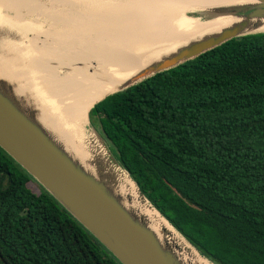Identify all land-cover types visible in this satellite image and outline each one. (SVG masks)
I'll use <instances>...</instances> for the list:
<instances>
[{
	"label": "trees",
	"instance_id": "16d2710c",
	"mask_svg": "<svg viewBox=\"0 0 264 264\" xmlns=\"http://www.w3.org/2000/svg\"><path fill=\"white\" fill-rule=\"evenodd\" d=\"M144 70L96 99L85 119ZM65 100L68 110L79 107ZM89 123L202 256L264 264V33L107 96ZM0 264L119 263L0 148Z\"/></svg>",
	"mask_w": 264,
	"mask_h": 264
},
{
	"label": "bare ground",
	"instance_id": "6f19581e",
	"mask_svg": "<svg viewBox=\"0 0 264 264\" xmlns=\"http://www.w3.org/2000/svg\"><path fill=\"white\" fill-rule=\"evenodd\" d=\"M169 1L173 0H0L2 28L4 25H20L30 32L26 38L21 37L12 43L11 37L2 40L7 30H0V79L11 84L14 95L24 100L26 111L34 113L36 121L86 172L111 180L115 188L113 192L121 199L122 205L142 218L160 241L174 247L184 264H209L190 250L142 199L128 175L111 164L105 143L83 115L96 99L119 83L192 42L216 36L223 29L243 22L248 24L245 31H264V19L246 20L218 12L252 5L254 0H181L186 5L182 8L152 14L128 12L133 7ZM193 14L199 16L193 17ZM25 19L31 20L24 22ZM6 34L13 36L9 31ZM121 67L125 68L98 83ZM88 77L87 82L80 83ZM99 84L85 105H74L61 112L48 95V88L64 87L68 98L82 97ZM41 96L44 104L37 99ZM36 100L51 113L47 111L48 114ZM74 102L79 104V101ZM69 111L77 113L74 117L81 119L93 139L91 150L95 157L70 129L76 124ZM67 112L71 115L69 122L62 118Z\"/></svg>",
	"mask_w": 264,
	"mask_h": 264
},
{
	"label": "water",
	"instance_id": "95a60500",
	"mask_svg": "<svg viewBox=\"0 0 264 264\" xmlns=\"http://www.w3.org/2000/svg\"><path fill=\"white\" fill-rule=\"evenodd\" d=\"M254 2L255 4L252 5L218 12L244 17L246 20L264 19V0H254ZM247 27V22H243L223 29L216 36L192 42L150 66L132 81L107 96L124 91L155 74L192 60L229 40L264 33V31H245ZM22 101L24 100H19L14 95L11 84L0 79V148L51 195L119 264H184L174 247L160 241L142 218L122 205L121 199L113 192L115 188L111 180L102 176L94 177L86 172L36 121L34 113L26 111L27 106ZM108 151L111 164L117 165L132 180L109 149ZM132 182L142 199L169 224L183 243L207 263L214 264L202 256L149 203L133 180Z\"/></svg>",
	"mask_w": 264,
	"mask_h": 264
},
{
	"label": "rangeland",
	"instance_id": "374dc122",
	"mask_svg": "<svg viewBox=\"0 0 264 264\" xmlns=\"http://www.w3.org/2000/svg\"><path fill=\"white\" fill-rule=\"evenodd\" d=\"M180 2L181 0H173V1H169V2H164V3H168L167 6H168V9L167 10H170L172 8H180L179 5H180ZM163 2L162 3H155L153 5H150V6H144V7H141V8H135L133 7V9H129L128 12L130 13H134V14H152V13H156L160 10H163V9H160L158 10V6H165ZM4 11V10H3ZM1 9H0V13H1ZM6 13V12H4ZM7 14V13H6ZM9 17L13 16L11 14L8 15ZM175 16V15H174ZM199 15L197 14H193V17H197ZM177 17V16H176ZM203 18H205V16H202ZM22 18V16L20 17ZM7 20H10V19H7ZM31 19H25L23 20L24 22H28L30 21ZM6 23H9V22H6ZM177 22H176V26H177ZM24 26H20V25H17L16 27H11L10 25H4V27L2 28V25H0V30L3 31L2 29H5L7 31H9L11 33V35L13 36H9L7 33V31H4L6 32L5 34H3L5 36V38H0V40H4V41H7L8 38H12V40H10V42H17L15 41L16 39L17 40H20L21 37H24L26 38L27 35H29L30 32H28L27 29L23 28ZM24 35V36H23ZM9 36V37H8ZM1 42V41H0ZM142 57V56H140ZM148 59L146 60H143L141 61L142 63L145 61H147ZM64 76L66 75V73L63 74ZM89 80V77L83 81V82H80V83H85ZM64 88V87H62ZM62 88H48V95L50 97V99L56 103L58 105V108L61 111H64V109H67L66 108V105H65V99H67L68 97L66 96L65 92L63 91ZM50 89V90H49ZM35 95V94H34ZM38 100H40L43 104H44V100H43V97H37ZM68 99H71V100H78L79 101V107L85 105L87 99H88V93H86L85 95H83L82 97H79V96H76L74 98H68ZM37 101V100H36ZM38 103V101H37ZM39 104V103H38ZM40 105V104H39ZM33 106V105H32ZM40 107H42L43 109H45L42 105H40ZM45 111L47 112H50L51 113V110H47L45 109ZM47 112V113H48ZM56 113V111L54 112ZM49 114V113H48ZM71 115L67 112L65 114H63V117L67 122H69L70 120V117ZM87 122H88V118H87ZM64 126L68 127L67 124L64 123ZM70 129L73 131V133L75 134V136L80 140L82 141V143L89 149V151L91 152V154L94 156V154L92 153V146H94V141L92 138H90L88 132H87V129L83 127L82 125V122H81V119L77 120V124L76 125H71ZM92 129V128H91ZM97 133H98V130H97ZM103 141V140H102ZM104 142V141H103ZM105 143V142H104ZM106 144V143H105ZM104 147L106 148V151H107V156L109 158V151H108V146L107 145H104ZM95 157V156H94ZM110 160V158H109ZM111 161V160H110ZM34 181V180H33ZM35 182V181H34ZM37 184V183H36Z\"/></svg>",
	"mask_w": 264,
	"mask_h": 264
}]
</instances>
